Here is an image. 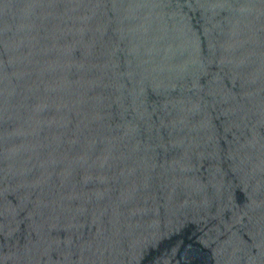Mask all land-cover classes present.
<instances>
[{"label": "water", "instance_id": "1", "mask_svg": "<svg viewBox=\"0 0 264 264\" xmlns=\"http://www.w3.org/2000/svg\"><path fill=\"white\" fill-rule=\"evenodd\" d=\"M0 264H264V0H0Z\"/></svg>", "mask_w": 264, "mask_h": 264}]
</instances>
